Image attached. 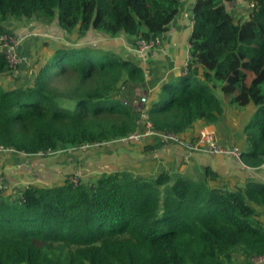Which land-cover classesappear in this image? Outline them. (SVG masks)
<instances>
[{"label":"trees","instance_id":"1","mask_svg":"<svg viewBox=\"0 0 264 264\" xmlns=\"http://www.w3.org/2000/svg\"><path fill=\"white\" fill-rule=\"evenodd\" d=\"M235 1H195L186 64L149 99L147 115L154 130L195 140L199 129L220 122L223 101L239 111L251 106L241 162L258 167L264 0H243L240 18L227 8ZM179 2L0 0V38L33 21L73 44L40 41L29 77L0 48V148L35 157L133 132L143 71L83 40L89 33L162 40ZM5 77L13 85L4 87ZM70 177L51 187L27 185L16 196L0 189V264H252L264 256L262 183L231 186L209 168L201 177L178 169L149 177L123 170L76 185Z\"/></svg>","mask_w":264,"mask_h":264},{"label":"crops","instance_id":"2","mask_svg":"<svg viewBox=\"0 0 264 264\" xmlns=\"http://www.w3.org/2000/svg\"><path fill=\"white\" fill-rule=\"evenodd\" d=\"M195 1L180 0L178 13L171 21L168 31L163 35L160 49L140 52L134 45L133 38L124 34L115 38H106L103 35L89 33L83 42L93 48L114 52L121 58L138 65L144 73L146 88L141 91L136 90L135 98L147 95L148 101L150 98L156 99L161 92L163 83L166 80L177 79L186 64L188 39L192 29V7ZM227 8L229 13L237 18L243 17L246 13V5L243 0H236ZM10 29L12 34L19 39L22 37L18 54L21 57L28 56L33 59L41 44L36 43L37 34L32 33L30 37H24L27 33H31V29L25 22L18 26L14 25ZM41 29L49 28L42 26ZM51 31L54 32V29ZM23 69L26 70L24 67ZM20 74L24 75L25 73ZM12 80L11 78V85H13ZM137 92L142 94H137ZM243 112L229 107L227 101H223L220 122L217 125L207 126L216 132L220 143H234L241 151L246 148L242 129L244 123L249 119L248 114L244 116ZM127 146L128 148L123 149L125 151L122 153L117 151V147L111 146L106 151L89 157L83 155L84 153L78 149L50 151L52 157H47V159L32 158L15 152H0V174L3 175L7 190L10 192L7 194L13 196H16L18 191L27 185L51 187L64 181L67 176L73 175L77 176L79 181L87 182L93 181L103 174H112L123 170L149 177L166 169H178L201 177L204 169L209 168L231 186L242 185L246 181L264 184V164L258 167L243 166L222 156L188 153L174 144H159L156 139ZM77 151H81L79 152L81 155ZM259 213L260 219L264 223V208H260Z\"/></svg>","mask_w":264,"mask_h":264},{"label":"built area","instance_id":"3","mask_svg":"<svg viewBox=\"0 0 264 264\" xmlns=\"http://www.w3.org/2000/svg\"><path fill=\"white\" fill-rule=\"evenodd\" d=\"M206 1V0H200ZM32 33H27L24 37H30ZM23 37V38H24ZM22 37L19 39L14 34L12 36L4 35L0 38V48L3 50L4 57L10 66H16L21 56L18 54L19 44ZM134 45L140 52L152 51L161 48V39L155 37L152 40L145 41L142 39L133 40ZM133 107L138 115L136 121V129L128 135L115 138L109 142H94L90 144H84L78 147V150H90V148H98L100 146H109L112 143H121L124 145H136L141 144L149 139H157L163 144H174L183 148L188 153L202 154L209 156H222L232 159L236 164L243 165L241 162V150L234 143L222 144L218 141L216 132L207 126L202 127L198 131V136L195 140H185L178 134L163 133L156 131L152 128L147 115V95L134 98ZM0 152H14L11 149H2ZM70 182L74 185L78 184L79 179L73 175L70 178ZM4 177L0 175V189H4ZM252 264H264V256L254 258Z\"/></svg>","mask_w":264,"mask_h":264},{"label":"rangeland","instance_id":"4","mask_svg":"<svg viewBox=\"0 0 264 264\" xmlns=\"http://www.w3.org/2000/svg\"><path fill=\"white\" fill-rule=\"evenodd\" d=\"M12 22H14V20H11V25H13ZM33 23L34 22L31 21V23H27L26 25H27V27H29L31 29V33H36L37 34L36 43H39L40 41H41V43L44 42V41L45 42L47 41V42L52 43L51 47L52 46H55V47L56 46H60L61 47V46L73 45V44H70L68 42V39H67L65 33L60 32V31H54V32L53 31H47V29L46 30H42L41 26H39V27H41V28H39L36 25H34ZM79 43H83V42L79 41ZM31 58H29L28 56L21 57V59L18 61V64L16 65V66H20V73H26L27 77H29V75H30L31 65L33 63V59H31ZM23 67L26 68V70L28 69V72H26V70H24ZM9 84H11V78L5 77L3 79V86L4 87H8ZM137 94H142V93L137 92ZM214 94H216V92ZM217 97L222 99V96L220 94H217ZM72 107H73V105H71V108ZM251 109H252L251 106H247V107L243 108V110H247L249 112L248 116H250L252 114V110ZM243 110H241V111H243ZM243 115L246 116L247 112L244 111ZM111 146H114L115 148L117 147V149H118L117 151H121V153L123 151H125L123 149L128 148L127 145L115 142V143H112L109 146H100L98 148H90V150L87 149L88 151L87 150H82V152L81 151H77V153L80 154V155H81V153H84L83 155H86L87 157H89V156H92L94 154L102 153V152L106 151V149H108ZM71 150H77V149L76 148H72ZM79 152H81V153H79ZM47 157H52V153H49V154H46V155H37V156L32 157V158L47 159ZM49 159H51V158H49ZM0 175H2V174H0ZM4 188L7 190V187H4ZM13 190L16 191V189H13ZM14 194H16V193H14Z\"/></svg>","mask_w":264,"mask_h":264}]
</instances>
